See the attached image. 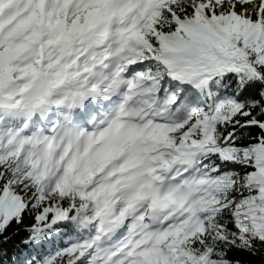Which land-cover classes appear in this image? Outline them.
Instances as JSON below:
<instances>
[{"label": "snow or ice", "instance_id": "snow-or-ice-1", "mask_svg": "<svg viewBox=\"0 0 264 264\" xmlns=\"http://www.w3.org/2000/svg\"><path fill=\"white\" fill-rule=\"evenodd\" d=\"M0 264H264V0H0Z\"/></svg>", "mask_w": 264, "mask_h": 264}]
</instances>
